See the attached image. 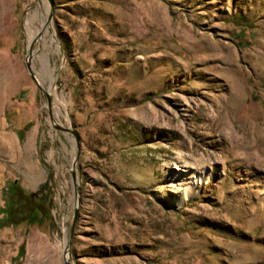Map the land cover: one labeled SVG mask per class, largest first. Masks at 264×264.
Wrapping results in <instances>:
<instances>
[{"label":"rangeland","instance_id":"1","mask_svg":"<svg viewBox=\"0 0 264 264\" xmlns=\"http://www.w3.org/2000/svg\"><path fill=\"white\" fill-rule=\"evenodd\" d=\"M7 180L0 264H264V0H0Z\"/></svg>","mask_w":264,"mask_h":264},{"label":"trees","instance_id":"2","mask_svg":"<svg viewBox=\"0 0 264 264\" xmlns=\"http://www.w3.org/2000/svg\"><path fill=\"white\" fill-rule=\"evenodd\" d=\"M17 135L19 137L18 133ZM3 197L0 225L35 226L41 229L53 226L51 215L53 200L49 185L43 184L35 191H26L16 180H7Z\"/></svg>","mask_w":264,"mask_h":264},{"label":"bare ground","instance_id":"3","mask_svg":"<svg viewBox=\"0 0 264 264\" xmlns=\"http://www.w3.org/2000/svg\"><path fill=\"white\" fill-rule=\"evenodd\" d=\"M35 34H36V32H32V35H30V36L28 37V40L30 41L31 38H32V36H34ZM46 68H47V67H46ZM50 91H51L53 94H55V91H54V88H53V87H51ZM59 101H61V99H60ZM62 104H63V103H62ZM27 145H28V142L26 143V146H27ZM199 178H200V176L197 175V174H195L194 177H193V183H195V182L197 181V179H199ZM173 183H174V182H173ZM190 189H191V184H188L183 190H181V191H180V199H184V198L188 195ZM180 199H179V200H180Z\"/></svg>","mask_w":264,"mask_h":264},{"label":"water","instance_id":"4","mask_svg":"<svg viewBox=\"0 0 264 264\" xmlns=\"http://www.w3.org/2000/svg\"><path fill=\"white\" fill-rule=\"evenodd\" d=\"M25 63H26V68H27V71H28L29 75H30L31 78L35 81V83L37 84V86L40 88V86H39V84H38V81H37V79H36V77H35V75H34L32 69H31V65H30L29 61L26 60ZM57 129H59V130H61V131H65V132H71V133L74 134V132H72V131H71L70 129H68V128L57 127ZM72 174H73V176H74L73 171H72Z\"/></svg>","mask_w":264,"mask_h":264}]
</instances>
